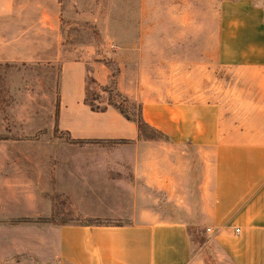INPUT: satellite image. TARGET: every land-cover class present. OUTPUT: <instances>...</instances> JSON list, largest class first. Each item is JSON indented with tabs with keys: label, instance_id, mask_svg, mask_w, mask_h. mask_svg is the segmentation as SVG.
<instances>
[{
	"label": "rangeland",
	"instance_id": "rangeland-1",
	"mask_svg": "<svg viewBox=\"0 0 264 264\" xmlns=\"http://www.w3.org/2000/svg\"><path fill=\"white\" fill-rule=\"evenodd\" d=\"M27 3L35 8L13 10L9 32L5 26L0 29V184L3 187L0 192L7 199L9 214L18 211L11 201V189L16 190L20 179L34 180L36 184L49 179L54 198L51 223L75 221L68 211L72 202L56 194L54 187L60 179V163H72L69 166L74 170L75 162L80 167L87 161H130L137 156L132 148L122 146L131 143L75 144L56 129L62 63L84 64L85 99L89 103L105 108L108 94L103 90L115 86L131 103L141 104L145 119L154 125L166 124L173 106L203 103L208 98L240 113L241 104L236 98L252 97L250 82L264 79L240 67L247 59L244 51L251 48L252 33L257 32V27L264 31V0H30ZM56 3L58 7H52ZM21 17L25 18L24 22L16 23ZM220 47L227 50L226 56H219ZM17 48L18 56L14 55ZM94 75L105 83H98ZM27 146H44L49 153L26 152ZM32 156L36 161L43 160L41 168L37 162L31 163ZM210 158L196 164L197 173L208 172L211 179ZM126 167V181H137L130 177L129 165ZM195 179L197 183L200 178ZM183 180L188 185L184 183L181 189L189 192L191 178ZM163 198L160 192L148 190L147 207L163 216L191 220L190 264H234L228 250L233 242L217 240L219 231L207 233V228L195 227V221L203 216L196 194L188 193V200L181 202ZM3 236L10 240V228L7 227ZM56 239L52 228V257L56 255Z\"/></svg>",
	"mask_w": 264,
	"mask_h": 264
},
{
	"label": "crops",
	"instance_id": "crops-1",
	"mask_svg": "<svg viewBox=\"0 0 264 264\" xmlns=\"http://www.w3.org/2000/svg\"><path fill=\"white\" fill-rule=\"evenodd\" d=\"M16 1L24 4H14ZM27 2L30 0H0V29L5 26L9 32L13 10L35 8ZM21 21L16 23L24 22ZM261 30L257 27V32L252 33L251 48L244 51L247 59L240 67L262 78ZM20 40L16 39V43ZM18 48L14 51L16 56L20 54ZM226 53L223 47L219 48V56ZM86 77L83 63H62L56 129L72 140H126L131 144L122 146L132 148L137 156L130 161H87L80 167L75 162L74 170L69 166L72 163H60V179L54 187L56 194L72 202L68 211L75 221L51 223L54 198L49 179L39 184L27 178L18 181L16 190L11 189V201L18 208L15 214L8 213L7 199L0 192V264H190L191 220L182 221L148 209V190L160 192L170 202L188 200V193L196 194L203 216L195 221V227L219 231L217 240L233 242L228 250L234 264H264V79L250 82L252 97L236 98L241 104L240 113L225 109L222 102L212 103L209 98L203 103L173 106L166 124L147 121L144 111L145 121L170 139L171 143H166L139 141L136 125L110 106L100 112L92 111L85 104ZM94 77L101 85L105 83ZM25 149L49 153L44 146ZM209 157L211 179L208 172L197 173L196 164L199 160L205 163ZM29 159L40 168L44 163L33 156ZM127 165L130 177L137 181H126ZM186 177L191 178L189 192L181 189ZM0 187L3 190L1 184ZM91 219L111 224L83 223ZM7 227L10 240L3 236ZM52 228L57 238L53 257ZM236 229L239 233H235Z\"/></svg>",
	"mask_w": 264,
	"mask_h": 264
},
{
	"label": "trees",
	"instance_id": "trees-1",
	"mask_svg": "<svg viewBox=\"0 0 264 264\" xmlns=\"http://www.w3.org/2000/svg\"><path fill=\"white\" fill-rule=\"evenodd\" d=\"M103 91L107 92L108 94V106L118 111L124 118H126L128 121L136 125L138 129L139 141H147V142L163 141L166 143H171L170 139L162 131L151 126L149 123L145 121L142 114L141 104L131 103L126 97H124L116 90L115 86H112V88H108V89L105 88ZM85 104L89 106L90 109L94 112H100L105 109V108H100L98 106H94L93 104L89 103L87 99H85ZM55 122L57 123V115L55 118ZM72 141L75 144L106 142V140H72ZM112 142L121 143V144L130 143L129 141L126 140H119ZM83 223L88 226H103V225L111 224V222L109 221H100L97 219L85 220Z\"/></svg>",
	"mask_w": 264,
	"mask_h": 264
},
{
	"label": "built area",
	"instance_id": "built-area-1",
	"mask_svg": "<svg viewBox=\"0 0 264 264\" xmlns=\"http://www.w3.org/2000/svg\"><path fill=\"white\" fill-rule=\"evenodd\" d=\"M206 231H207V233H210L211 229L207 228V229H206ZM235 232H236V233H238V232H239V230H238V229H236V230H235Z\"/></svg>",
	"mask_w": 264,
	"mask_h": 264
}]
</instances>
